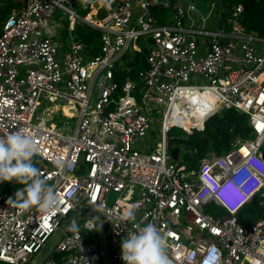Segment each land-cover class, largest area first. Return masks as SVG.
<instances>
[{
    "label": "built area",
    "instance_id": "2783aa9c",
    "mask_svg": "<svg viewBox=\"0 0 264 264\" xmlns=\"http://www.w3.org/2000/svg\"><path fill=\"white\" fill-rule=\"evenodd\" d=\"M71 3L23 0L1 25L0 137H34L38 169L59 204L24 210L0 193V264L37 262L59 227L85 212L101 220L109 264H124L121 241L148 223L166 234L171 264H264V216L238 219L252 197L264 211V37L244 30L241 6L213 0L173 2L164 23L152 14L155 0H104L100 21L92 19L96 0L82 16ZM56 9L69 31L62 51L46 31ZM77 19L98 32L95 54L71 34ZM142 49L146 68L120 78L124 55ZM57 99L73 126L52 121ZM228 109L247 116L251 138L234 139L224 154L207 152L195 168L178 163L180 152L171 159L170 128L201 131ZM150 128L153 144L143 142ZM128 211L133 218L123 221ZM41 264H101L95 222H74Z\"/></svg>",
    "mask_w": 264,
    "mask_h": 264
},
{
    "label": "trees",
    "instance_id": "16d2710c",
    "mask_svg": "<svg viewBox=\"0 0 264 264\" xmlns=\"http://www.w3.org/2000/svg\"><path fill=\"white\" fill-rule=\"evenodd\" d=\"M23 0H0V31L3 18L12 7H17ZM86 6L91 0H84ZM212 0H155L152 8V14L160 23H164L166 13L170 11V5L173 2H210ZM222 5V7L232 10L237 5L241 6V12L238 14L239 23L245 31H251L260 37H264V0H213ZM84 12V13H85ZM75 27V26H74ZM75 30V28H74ZM76 38L86 43L90 48V53L95 54L98 50V32L87 27L86 25L77 26ZM146 52L142 49L140 52H129L124 55L127 69L119 73L120 78L128 76L132 79L136 78V73L139 70L146 68L145 62ZM175 132H168L167 147L172 150L175 147L179 148L182 158V163L186 168H195L201 158L207 152H212L216 155L224 154L230 143L236 138H251L253 133L248 125L247 116L237 110L228 109L221 110L210 117L204 123L201 131H193L191 134H185L181 129L175 127ZM172 133H179L174 135ZM182 134V135H181ZM33 162L36 167L39 166V158L33 157ZM20 185L13 182H0V193L7 192L14 198V194ZM258 197H252L239 210V222L242 225H247L249 222L255 221L262 215V207L258 205ZM212 209L215 210V207ZM210 207V206H208ZM261 213V214H260ZM214 215V214H213Z\"/></svg>",
    "mask_w": 264,
    "mask_h": 264
},
{
    "label": "clouds",
    "instance_id": "9594fccd",
    "mask_svg": "<svg viewBox=\"0 0 264 264\" xmlns=\"http://www.w3.org/2000/svg\"><path fill=\"white\" fill-rule=\"evenodd\" d=\"M38 153L34 137L22 131L0 137V182L15 181L23 185L7 203L24 210L35 207L41 213H47L59 204V199L33 162ZM132 218V211L121 217L123 221ZM135 228L121 241L124 264H171L166 234L152 223ZM200 264L209 263L205 259Z\"/></svg>",
    "mask_w": 264,
    "mask_h": 264
},
{
    "label": "water",
    "instance_id": "95a60500",
    "mask_svg": "<svg viewBox=\"0 0 264 264\" xmlns=\"http://www.w3.org/2000/svg\"><path fill=\"white\" fill-rule=\"evenodd\" d=\"M106 15H107V9L104 5V0H96V7H95L94 13L92 14V19L94 21H100L103 18H105ZM178 153H179V148L175 147L172 150H170L169 155L172 160H176ZM261 157L264 159V148L261 149ZM83 218H90L95 222L101 264H109L108 249H107L105 237H104L102 227H101V220L96 214H93L90 212H85L82 215H79L73 218L67 224L61 225L59 229L50 237V242H49V245L44 255L37 262H29L27 264H41V262L48 256V253L52 245L58 239L61 233L69 230L74 222H76L77 220H81Z\"/></svg>",
    "mask_w": 264,
    "mask_h": 264
},
{
    "label": "rangeland",
    "instance_id": "374dc122",
    "mask_svg": "<svg viewBox=\"0 0 264 264\" xmlns=\"http://www.w3.org/2000/svg\"><path fill=\"white\" fill-rule=\"evenodd\" d=\"M119 1H121V0H119ZM70 8L72 9V10H74L75 12H76V14L78 15V16H82L83 14H84V12H85V9H84V7H80L79 6V0H72V3H71V5H70ZM6 16V15H5ZM170 16H171V12H167L166 13V19H169L170 18ZM5 18V17H4ZM3 18V19H4ZM52 21H53V24H58L59 25V33H61V37H63L64 38V41L66 42L67 41V44L66 45H68V43H69V40H68V37H69V35H68V30H67V20H66V15L65 14H63L62 13V11L61 10H59V9H56L55 11H54V13H53V15H52ZM79 25H83V24H81L80 22H79V20L77 19L76 20V22H75V24H74V28H75V30L74 31H72L71 32V34L76 38V30H77V26H79ZM58 89L59 90H64V88L61 86V85H59L58 86ZM65 102V100L64 99H57L55 102H54V104L56 105V110H55V113L54 114H52L51 116H52V121L55 123V124H59V122L57 121V119H59L60 121H66L67 123H68V125L71 127V126H73V124H74V118H71V119H65V118H63V117H60L59 116V109H60V105L61 104H63ZM44 104V102H42V104H41V106H39L38 108H37V110H36V114L37 113H39L40 112V110L42 109V105ZM49 105H51V103L49 104ZM157 114H155V113H153L152 114V116L153 117H155ZM46 123H48V122H46ZM175 127H172L171 128V132H175ZM156 131L154 130V128H150V130L148 131V133L146 134V136L143 138V142H147V140H149V139H151V143L153 144L154 143V137H155V133ZM172 134H174V135H178L179 133H172ZM182 135V134H181ZM264 145V144H263ZM178 163H182V158H181V155H180V153H179V157H178ZM208 212H210L211 214H214V212H215V210L214 209H212V208H207L206 209ZM262 215L264 216V211L262 210ZM260 213V214H261ZM54 257H56V255H53ZM41 256L40 255H38L37 256V259L38 258H40Z\"/></svg>",
    "mask_w": 264,
    "mask_h": 264
},
{
    "label": "crops",
    "instance_id": "0c3cea01",
    "mask_svg": "<svg viewBox=\"0 0 264 264\" xmlns=\"http://www.w3.org/2000/svg\"><path fill=\"white\" fill-rule=\"evenodd\" d=\"M196 3H202V2H196ZM167 21V20H166ZM51 30L54 32L55 34V39L57 41V43L59 44V51L65 50L67 47V41H64V38L61 37V33H59V25H57L56 23L53 24V21L50 23L49 27H46V31ZM74 31V28H73Z\"/></svg>",
    "mask_w": 264,
    "mask_h": 264
},
{
    "label": "bare ground",
    "instance_id": "6f19581e",
    "mask_svg": "<svg viewBox=\"0 0 264 264\" xmlns=\"http://www.w3.org/2000/svg\"><path fill=\"white\" fill-rule=\"evenodd\" d=\"M62 109H63V111L65 113H67V110H66V107L65 106ZM186 122H188V121H186ZM185 126H187V124H185ZM260 249L264 251V243L260 246Z\"/></svg>",
    "mask_w": 264,
    "mask_h": 264
}]
</instances>
